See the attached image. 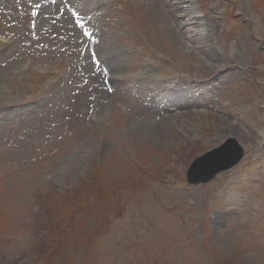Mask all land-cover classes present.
<instances>
[{
    "label": "rangeland",
    "instance_id": "374dc122",
    "mask_svg": "<svg viewBox=\"0 0 264 264\" xmlns=\"http://www.w3.org/2000/svg\"><path fill=\"white\" fill-rule=\"evenodd\" d=\"M0 40V264H264V0H0Z\"/></svg>",
    "mask_w": 264,
    "mask_h": 264
},
{
    "label": "water",
    "instance_id": "95a60500",
    "mask_svg": "<svg viewBox=\"0 0 264 264\" xmlns=\"http://www.w3.org/2000/svg\"><path fill=\"white\" fill-rule=\"evenodd\" d=\"M242 157V150L235 140H228L221 147L198 158L187 173V180L191 184L207 182L215 174L234 166Z\"/></svg>",
    "mask_w": 264,
    "mask_h": 264
}]
</instances>
